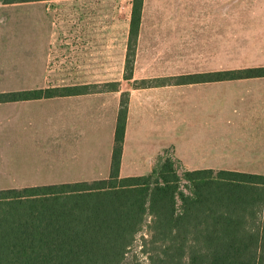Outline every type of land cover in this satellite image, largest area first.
Segmentation results:
<instances>
[{
  "label": "crops",
  "instance_id": "0c3cea01",
  "mask_svg": "<svg viewBox=\"0 0 264 264\" xmlns=\"http://www.w3.org/2000/svg\"><path fill=\"white\" fill-rule=\"evenodd\" d=\"M98 1L79 0L76 20L58 23L51 0L0 1V92L119 84L0 102V189L108 178L123 92L121 177L150 174L167 150L188 170L264 174V77L179 80L264 66V0H144L131 79L132 0Z\"/></svg>",
  "mask_w": 264,
  "mask_h": 264
},
{
  "label": "trees",
  "instance_id": "16d2710c",
  "mask_svg": "<svg viewBox=\"0 0 264 264\" xmlns=\"http://www.w3.org/2000/svg\"><path fill=\"white\" fill-rule=\"evenodd\" d=\"M143 3L132 0L128 79L133 78ZM252 77H264V66L179 80ZM170 78L133 85L170 84L164 81ZM118 85L0 92V102L117 90ZM128 108L129 92H123L108 178L0 189V264H131L129 251L144 229L146 261L135 264H264V174L188 170L167 150L154 159L150 174L121 177Z\"/></svg>",
  "mask_w": 264,
  "mask_h": 264
},
{
  "label": "rangeland",
  "instance_id": "374dc122",
  "mask_svg": "<svg viewBox=\"0 0 264 264\" xmlns=\"http://www.w3.org/2000/svg\"><path fill=\"white\" fill-rule=\"evenodd\" d=\"M79 0H51V20L53 23H58L61 20H65L68 18V20H76V7L81 6L82 2H78ZM86 1V0H82ZM89 1V0H87ZM128 5L129 0H99L98 5L101 6V9L103 8H108V7H113L117 5ZM84 6H87L83 4ZM5 12H2V21H9L10 17V8H4ZM102 12V10H101ZM104 14L100 13V18L103 20ZM172 79V80H171ZM168 80V82H172L175 80L174 78L170 79H164V81ZM171 80V81H170ZM28 144V143H27ZM32 144V143H31ZM166 155H169L171 157V153L168 152ZM165 155V156H166ZM12 182H6L5 185H11ZM148 233L146 229L143 230L140 234H138L137 239L129 251V262L131 264H135L137 262H143L146 261V254L143 252L142 249V242H143V236Z\"/></svg>",
  "mask_w": 264,
  "mask_h": 264
}]
</instances>
